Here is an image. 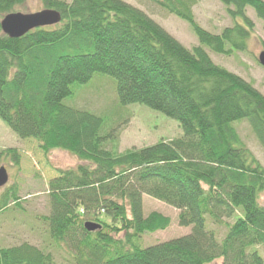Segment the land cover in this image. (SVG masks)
<instances>
[{
  "label": "trees",
  "instance_id": "trees-1",
  "mask_svg": "<svg viewBox=\"0 0 264 264\" xmlns=\"http://www.w3.org/2000/svg\"><path fill=\"white\" fill-rule=\"evenodd\" d=\"M27 1L0 0V21ZM34 1L60 22L19 38L0 28V121L34 148L32 160L58 150L80 162L49 182L52 239L69 247L75 264H264L254 250L264 249V169L232 126L247 120L264 150V97L206 52L245 51L252 30L246 9L264 21V0H219L235 24L218 35L195 23L200 0H147L188 24L198 43L191 50L122 0ZM95 74L116 81L121 107L161 113L178 124L180 137L120 154L106 149L113 129L101 135L102 118L62 104L71 86ZM3 153L19 164L17 151ZM143 195L178 210L179 226L191 233L142 248L138 239L170 224L155 212L143 216ZM207 217L231 222L221 242ZM51 262L28 243L0 249V264Z\"/></svg>",
  "mask_w": 264,
  "mask_h": 264
},
{
  "label": "rangeland",
  "instance_id": "rangeland-1",
  "mask_svg": "<svg viewBox=\"0 0 264 264\" xmlns=\"http://www.w3.org/2000/svg\"><path fill=\"white\" fill-rule=\"evenodd\" d=\"M70 3L72 0H60ZM143 11L150 19L164 29L185 49L191 50L198 45L197 39L188 24L175 16L167 14L147 0H122ZM43 10L40 3L28 0L17 8L18 13L34 14ZM219 0H200L192 8L195 23L210 34L218 35L224 28L232 27L235 22ZM246 17L252 22V30L243 52L232 51L227 55H216L206 50L214 65L238 76L252 89L264 97V67L259 64V56L264 52V21L259 19L254 10L246 9ZM238 23L241 21L237 20ZM118 101L116 81L105 75L95 74L83 85L71 86V94L62 104L73 109L83 110L103 119L100 134L113 129L112 143L104 146L114 149L113 153L138 150L152 146L159 141H169L180 137L178 124L159 112L142 105L121 107ZM238 137L264 169V150L255 137L247 120L232 124ZM25 142H21L0 121V152L13 149L20 154L19 164L13 166L6 154L0 155V167H5L7 183L0 189V200L5 204L0 209V249L11 248L23 243L37 247L52 258L51 264H75L69 247L55 242L49 231L47 218L50 215L49 182L56 180L58 171L75 170L80 162L66 152L53 150L41 153L39 160H32L31 152ZM34 149V148H31ZM30 159L27 161V157ZM23 160L27 161L23 163ZM27 163V164H26ZM264 205V194L260 195ZM143 216L158 213L170 220L167 229L153 234L143 235L137 242L142 248L155 246L189 235L191 227L179 226V211L147 195L142 196ZM231 222H213L206 218L207 230H212L218 242H221ZM122 238V233L117 236ZM264 263V249L254 248ZM218 259L210 264H221Z\"/></svg>",
  "mask_w": 264,
  "mask_h": 264
},
{
  "label": "water",
  "instance_id": "water-1",
  "mask_svg": "<svg viewBox=\"0 0 264 264\" xmlns=\"http://www.w3.org/2000/svg\"><path fill=\"white\" fill-rule=\"evenodd\" d=\"M60 22V16L57 12L44 10L35 14L12 13L3 18L0 23L2 32L10 38H19L27 32L38 27L50 26ZM259 64L264 67V52L259 56ZM6 170H0V188L8 180ZM87 230H97L98 226L88 223L85 225Z\"/></svg>",
  "mask_w": 264,
  "mask_h": 264
},
{
  "label": "bare ground",
  "instance_id": "bare-ground-1",
  "mask_svg": "<svg viewBox=\"0 0 264 264\" xmlns=\"http://www.w3.org/2000/svg\"><path fill=\"white\" fill-rule=\"evenodd\" d=\"M138 9V8H137ZM140 10V9H139ZM48 11H53V10H48ZM55 12V11H54ZM36 13H39V12H36ZM35 14V13H34ZM3 19H1V21H2ZM1 21H0V23H1ZM43 27H46V26H43ZM1 28V27H0ZM1 32H2V30H1ZM3 33V32H2ZM4 34V33H3ZM5 35V34H4ZM5 36H7V35H5ZM8 37V36H7ZM16 167V166H15ZM0 170H5V167H3V166H1L0 167ZM6 176H7V174H6ZM1 189V188H0ZM3 199V195L0 197V200H2ZM88 232H90V233H94V232H96V230H88ZM162 244V243H161ZM159 245V244H158ZM262 259V258H261ZM263 261V260H262Z\"/></svg>",
  "mask_w": 264,
  "mask_h": 264
}]
</instances>
